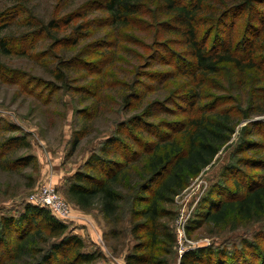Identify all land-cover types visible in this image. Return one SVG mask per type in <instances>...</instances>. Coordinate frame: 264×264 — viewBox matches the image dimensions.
Segmentation results:
<instances>
[{
    "label": "rangeland",
    "instance_id": "obj_1",
    "mask_svg": "<svg viewBox=\"0 0 264 264\" xmlns=\"http://www.w3.org/2000/svg\"><path fill=\"white\" fill-rule=\"evenodd\" d=\"M5 4V0H0V10ZM27 7L15 23L7 21V28L0 31L4 36L17 38L11 54L0 50V156L7 151V139L25 135L30 146L7 154L4 159H9L8 155L14 157L11 161L23 155L33 159L27 164H16L13 169L0 166V217L17 218L27 205L33 204L31 197L52 183L71 211L70 220L63 223L68 226V233L82 238L85 243L82 250L101 252L110 264H126V255L135 244L131 233V198L123 200L111 217L105 216L97 201L81 208L67 194L74 174L93 152L98 153L102 143L116 132L119 122L141 115L147 106L151 107L147 114L156 113L147 118L150 123L178 129L196 112L210 115L221 108L235 112L245 108L246 103L240 100L242 92L232 88L221 75L210 79L215 84L206 81L201 85L196 78L175 77V74L171 77L175 80H167L170 77L167 72L175 71V67L152 66L155 58L150 52L166 39L164 43L178 52L181 48L172 43L173 38L162 36L160 25L152 21L153 13L137 17L128 26H107L109 13L99 10L96 0H29ZM152 11L158 20L160 14L154 7ZM26 15L29 24L20 22ZM68 15L83 17L67 25ZM52 19H60L59 32L42 34L40 26H35L36 20L47 23ZM5 23L0 22V26ZM78 24L85 25L79 33L85 38L73 45ZM59 33L62 36L56 39ZM213 40L211 36L208 43L212 44ZM63 42L66 46L55 48ZM77 56L82 59H75ZM59 66L64 71L62 78H59ZM151 70L158 75L144 76ZM192 90L201 97L194 106L190 105ZM129 94H133L130 103L126 101ZM251 120L263 123L264 113L241 120L215 159L175 196L173 213L163 219L176 237V244L164 257L170 264H180L182 255L190 249H239L244 239L259 248L252 249L251 255L239 259L238 264H263L264 239L256 237L264 236V218L237 227L206 221L190 233L188 230L189 225L196 226L201 219L205 207L199 210L200 203L210 187L219 184L227 191L223 195L229 193L228 197H232L237 191V181L244 186L249 185L248 181L264 180V168L238 162L252 155L262 158L264 163V128H258L250 137L257 143L252 151L238 152L241 129ZM12 126L16 128L13 130ZM79 134L80 142L73 149V139ZM146 137L152 136L146 134ZM121 154L119 145L110 157L122 160ZM228 165L235 167L230 176H222ZM24 227V224L15 225L10 240L14 241ZM237 262L231 257L225 258L224 264Z\"/></svg>",
    "mask_w": 264,
    "mask_h": 264
},
{
    "label": "trees",
    "instance_id": "obj_2",
    "mask_svg": "<svg viewBox=\"0 0 264 264\" xmlns=\"http://www.w3.org/2000/svg\"><path fill=\"white\" fill-rule=\"evenodd\" d=\"M5 1L0 10V22H6V25L0 26V31L7 28V21L15 23L22 13L25 14L29 2ZM96 3L99 10L109 13L107 26H128L137 17L153 13L151 20L160 25L162 36L173 38L172 43L181 48L178 52L164 43L166 39L150 52L155 58L152 66L169 64L175 67V71L167 72L170 74L167 80H175L171 79L175 74V77L196 78L201 85L206 81L215 84L210 79L221 75L232 88L242 92L240 100L246 103L245 108L236 112L228 108L212 111L214 113L210 115L196 112L187 117L178 129H167L160 122L150 123L147 118L156 113L147 114L151 108L147 106L141 115L119 122L116 132L102 143L98 153L93 152L87 158L68 186L67 194L77 206L88 208L97 201L107 217L114 216L122 201L131 198V233L135 244L126 255V264H170L164 257L176 244V237L163 219L173 213L171 206L175 196L215 159L241 120L264 113V0H96ZM152 7L160 14L158 20ZM82 17L68 15L66 24ZM20 22L29 24V15ZM60 22V19L47 23L36 20L35 26H40L42 34L59 32ZM84 26L77 25L73 45H78L85 38L79 34ZM237 29L239 33H236ZM61 36L59 33L56 39ZM211 36L214 40L209 44ZM16 41L17 38L0 33V50L11 54ZM66 44L63 42L55 48ZM75 59L82 58L77 56ZM61 68L58 67L59 78L64 72ZM146 75L153 77L158 72L151 70L144 73ZM191 92L193 100L190 105L194 106L201 97L199 93ZM132 98L133 94H129L126 101L130 103ZM153 104L157 106L159 103ZM258 128H264V121L251 120L242 127L238 152L245 154L253 150L252 146L257 143L250 137L256 134ZM146 134L152 137L148 138ZM119 136H125V139ZM80 138L79 134L73 139V149L78 146ZM5 145L7 151L0 156L2 168L13 169L16 164L32 161L33 156L24 155L14 161H11L14 158L12 155L4 159L7 154L30 146L25 135H13ZM119 145L122 160L110 157ZM261 159L248 155L238 162L264 168ZM234 167L228 165L222 176H230ZM248 183L243 186L237 181V191L232 197H228L229 193L223 195L227 191L219 184L210 187L200 203L199 210L204 206L205 210H201L204 213L196 226H188L189 233L206 221L237 227L263 219L264 180ZM20 224L25 227L14 241L10 240L15 225ZM258 238L264 239V236L258 235ZM241 243L236 250L210 247L187 250L180 264H224L225 258L231 257L238 264L239 259L245 260L251 255L252 249L259 248L253 247L254 244L247 239ZM84 246L82 238L68 233V226L46 207L27 205L17 218L0 217V264H110L101 252L83 251Z\"/></svg>",
    "mask_w": 264,
    "mask_h": 264
},
{
    "label": "built area",
    "instance_id": "obj_3",
    "mask_svg": "<svg viewBox=\"0 0 264 264\" xmlns=\"http://www.w3.org/2000/svg\"><path fill=\"white\" fill-rule=\"evenodd\" d=\"M30 201L34 205L48 208L62 222L68 221L71 218V211L68 204L62 199L52 183L43 186L40 193L31 197Z\"/></svg>",
    "mask_w": 264,
    "mask_h": 264
}]
</instances>
